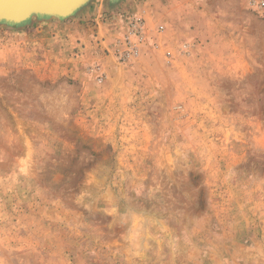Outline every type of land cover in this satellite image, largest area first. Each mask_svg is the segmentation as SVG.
Wrapping results in <instances>:
<instances>
[{"label":"rangeland","instance_id":"1","mask_svg":"<svg viewBox=\"0 0 264 264\" xmlns=\"http://www.w3.org/2000/svg\"><path fill=\"white\" fill-rule=\"evenodd\" d=\"M96 1L0 20V264H264V8Z\"/></svg>","mask_w":264,"mask_h":264},{"label":"water","instance_id":"2","mask_svg":"<svg viewBox=\"0 0 264 264\" xmlns=\"http://www.w3.org/2000/svg\"><path fill=\"white\" fill-rule=\"evenodd\" d=\"M86 2L88 0H0V20L21 22L32 13L64 17Z\"/></svg>","mask_w":264,"mask_h":264},{"label":"built area","instance_id":"3","mask_svg":"<svg viewBox=\"0 0 264 264\" xmlns=\"http://www.w3.org/2000/svg\"><path fill=\"white\" fill-rule=\"evenodd\" d=\"M252 4H254L258 8H264V0H252ZM142 34V25L138 18H135L130 23V36H136L137 38ZM127 48L124 52H122L119 58L125 60L128 56H134L138 54V45L130 40V38L126 37Z\"/></svg>","mask_w":264,"mask_h":264},{"label":"crops","instance_id":"4","mask_svg":"<svg viewBox=\"0 0 264 264\" xmlns=\"http://www.w3.org/2000/svg\"><path fill=\"white\" fill-rule=\"evenodd\" d=\"M93 1H96V0H93ZM92 0H88V2L90 3V2H93ZM104 0H99V1H96V2H98L97 4H99V6H101V2H103ZM87 2V3H88Z\"/></svg>","mask_w":264,"mask_h":264},{"label":"bare ground","instance_id":"5","mask_svg":"<svg viewBox=\"0 0 264 264\" xmlns=\"http://www.w3.org/2000/svg\"><path fill=\"white\" fill-rule=\"evenodd\" d=\"M74 13V12H73Z\"/></svg>","mask_w":264,"mask_h":264}]
</instances>
